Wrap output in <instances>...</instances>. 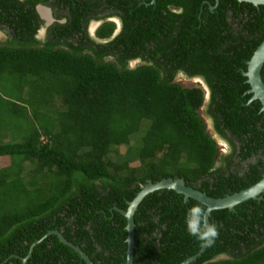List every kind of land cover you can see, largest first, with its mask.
<instances>
[{
  "label": "trees",
  "instance_id": "1",
  "mask_svg": "<svg viewBox=\"0 0 264 264\" xmlns=\"http://www.w3.org/2000/svg\"><path fill=\"white\" fill-rule=\"evenodd\" d=\"M47 1L0 0V264H86L58 234L92 264H125L122 212L147 182L182 179L223 198L264 177V110L243 74L264 40L263 6L54 0L70 16L41 39L31 6ZM103 5L123 13L115 37L110 22L87 32ZM181 73L202 78L209 97L178 84ZM197 203L149 197L135 216V264H264V195L211 211L219 238L202 252L185 231Z\"/></svg>",
  "mask_w": 264,
  "mask_h": 264
},
{
  "label": "water",
  "instance_id": "2",
  "mask_svg": "<svg viewBox=\"0 0 264 264\" xmlns=\"http://www.w3.org/2000/svg\"><path fill=\"white\" fill-rule=\"evenodd\" d=\"M247 4L254 5L256 7L263 6L264 0H236ZM264 70V40L255 49L251 58L247 63L246 72L243 74L247 77V82L250 85L249 92L252 94L251 100H258L261 103V110H264V77L262 71ZM161 192H172L182 194L187 200L192 198L211 211L216 212H230L239 209L255 200L260 199L264 195V177L250 186L249 188L242 190L238 193L225 196L223 198H211L205 193L195 190L192 187L185 185L182 179H163L156 183L147 182V184L141 189L136 197L128 203V208L125 212H122L127 219L126 230L128 232L127 237V259L125 264H135L136 259V245H137V234H136V223L135 216L137 215L140 207L145 201L156 194ZM210 211V213H211ZM210 216V215H209ZM208 216V218H209ZM207 218V219H208ZM209 222V220H208ZM61 242L68 244L75 251H77L86 264H92L89 258L82 253L78 248L70 245L66 240L58 234ZM207 247L202 245L201 252ZM196 257H192L185 261L183 264H187Z\"/></svg>",
  "mask_w": 264,
  "mask_h": 264
},
{
  "label": "flooded vegetation",
  "instance_id": "3",
  "mask_svg": "<svg viewBox=\"0 0 264 264\" xmlns=\"http://www.w3.org/2000/svg\"><path fill=\"white\" fill-rule=\"evenodd\" d=\"M15 1L17 2V4H19L20 2H23V0H15ZM52 1H54V0H48L47 1L49 3V5L43 4V3H36L35 5L31 6V8L34 11V14L37 15L42 22V27L38 31V35H37L38 38H41V39L44 38L47 29L49 27H51L52 25H54V24H65L67 21L66 19L70 16L68 14L69 9L60 10L58 7L51 5ZM154 2H151V3H154ZM103 9H104V5L101 8H99V11L96 14L91 15V18L88 21V24L86 26L87 32L90 36H93L95 33V30L98 27H100L103 22H110V23H113L116 27V29L112 35L113 37H115L120 33L122 25H123V22L121 20L123 18L122 17L123 13H121L120 11H115L111 8L105 9V10H103ZM210 9H213V8L211 7ZM173 10L174 9H172V11ZM139 19L141 21L140 24L142 26L143 25L145 26L146 19L145 20L142 19L141 16ZM80 23H81V25H84V21H80ZM4 26L5 25H3L0 22V27H4ZM0 33H2L4 35V32H0ZM4 39H5V37L0 38V41H3ZM186 75H188V74L181 73L180 75H178L176 82H178L177 80H180V79H188V80H193L196 83H199L202 86V88L204 89L205 94H206L205 99H207L209 97L208 96L209 91H208L207 87L205 86L203 79L198 77V76H191L190 78H188Z\"/></svg>",
  "mask_w": 264,
  "mask_h": 264
},
{
  "label": "clouds",
  "instance_id": "4",
  "mask_svg": "<svg viewBox=\"0 0 264 264\" xmlns=\"http://www.w3.org/2000/svg\"><path fill=\"white\" fill-rule=\"evenodd\" d=\"M210 209L197 203L191 205L185 212V231L202 245L214 243L219 238L216 224L208 222Z\"/></svg>",
  "mask_w": 264,
  "mask_h": 264
},
{
  "label": "rangeland",
  "instance_id": "5",
  "mask_svg": "<svg viewBox=\"0 0 264 264\" xmlns=\"http://www.w3.org/2000/svg\"><path fill=\"white\" fill-rule=\"evenodd\" d=\"M0 38H4V35L2 33H0ZM182 87H185V88H190V87H201L202 86L199 84V83H196L194 82L193 80H188V79H180V80H177ZM199 115L204 119V122H205V125H206V131L207 133H209L212 137L215 138V140L217 141V144H218V148L220 151H223V152H227L228 150V146L223 143L222 141H220L212 132V124H211V121L209 118L205 117L202 110H199L198 111ZM140 136V134H139ZM138 139V138H137ZM125 150V147L122 146L119 148V152L120 153H123ZM4 162H7L6 160Z\"/></svg>",
  "mask_w": 264,
  "mask_h": 264
}]
</instances>
